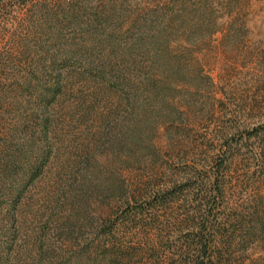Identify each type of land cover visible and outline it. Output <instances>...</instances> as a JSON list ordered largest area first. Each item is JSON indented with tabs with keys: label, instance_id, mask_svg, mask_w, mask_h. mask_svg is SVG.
<instances>
[{
	"label": "rangeland",
	"instance_id": "obj_1",
	"mask_svg": "<svg viewBox=\"0 0 264 264\" xmlns=\"http://www.w3.org/2000/svg\"><path fill=\"white\" fill-rule=\"evenodd\" d=\"M114 225L264 264V0H0V264H110Z\"/></svg>",
	"mask_w": 264,
	"mask_h": 264
},
{
	"label": "trees",
	"instance_id": "obj_2",
	"mask_svg": "<svg viewBox=\"0 0 264 264\" xmlns=\"http://www.w3.org/2000/svg\"><path fill=\"white\" fill-rule=\"evenodd\" d=\"M141 216L142 214H128L127 218L131 221L133 217H138ZM116 225L112 227L109 231L105 232L102 235V238L104 240H110L114 241L113 245V250L112 253L110 254V264H124L125 259L123 257V254L121 253V249L117 248L118 243H117V238H116ZM206 227L203 229V231H207ZM214 245L213 242L208 240L206 242H201L196 245H189L188 248V256L192 258L191 264H206L205 260L208 259L209 262L212 261L211 256H210V251L213 249ZM183 256L186 254H182Z\"/></svg>",
	"mask_w": 264,
	"mask_h": 264
}]
</instances>
